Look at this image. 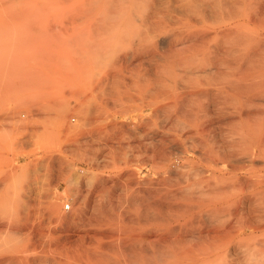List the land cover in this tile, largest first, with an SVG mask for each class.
<instances>
[{
	"label": "bare ground",
	"instance_id": "obj_1",
	"mask_svg": "<svg viewBox=\"0 0 264 264\" xmlns=\"http://www.w3.org/2000/svg\"><path fill=\"white\" fill-rule=\"evenodd\" d=\"M172 1L86 0L82 10L132 33L117 68L163 76L168 88L159 87L158 102L150 96L152 114L191 118L194 131L206 117L207 125L227 120L237 129L210 148L183 144L192 129L159 148L116 146L118 156H146L150 177L133 178L134 167L128 181L120 173L99 179L61 241L33 242L0 264H264V0ZM202 97L226 105L210 108Z\"/></svg>",
	"mask_w": 264,
	"mask_h": 264
},
{
	"label": "rangeland",
	"instance_id": "obj_2",
	"mask_svg": "<svg viewBox=\"0 0 264 264\" xmlns=\"http://www.w3.org/2000/svg\"><path fill=\"white\" fill-rule=\"evenodd\" d=\"M84 1L0 0V256L61 241L99 179L120 173L128 181L125 174L134 167L133 178L146 177V156L112 150L159 148L168 136L192 129L191 118L151 113L157 91L168 88L163 76L144 75L132 64L117 68L132 33L87 20ZM221 101L202 97L198 103L225 106ZM202 120L204 133L192 129L186 147H215L216 138L237 129L227 120Z\"/></svg>",
	"mask_w": 264,
	"mask_h": 264
}]
</instances>
